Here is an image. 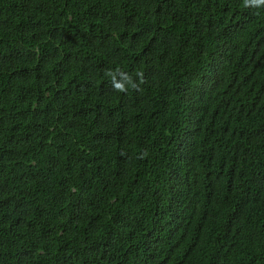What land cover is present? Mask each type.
I'll use <instances>...</instances> for the list:
<instances>
[{"label":"trees","instance_id":"1","mask_svg":"<svg viewBox=\"0 0 264 264\" xmlns=\"http://www.w3.org/2000/svg\"><path fill=\"white\" fill-rule=\"evenodd\" d=\"M0 264H264V5L0 0Z\"/></svg>","mask_w":264,"mask_h":264},{"label":"clouds","instance_id":"2","mask_svg":"<svg viewBox=\"0 0 264 264\" xmlns=\"http://www.w3.org/2000/svg\"><path fill=\"white\" fill-rule=\"evenodd\" d=\"M244 5L247 6H260L264 5V0H244ZM110 78L112 87L115 91L120 93H126L131 87L132 89L139 90V84L134 82L133 77L128 73L121 72L119 69L109 70L105 73ZM139 76L140 83H143V74L137 73Z\"/></svg>","mask_w":264,"mask_h":264}]
</instances>
